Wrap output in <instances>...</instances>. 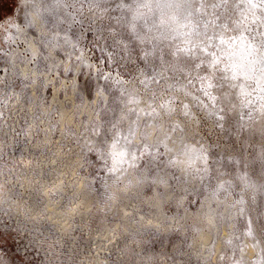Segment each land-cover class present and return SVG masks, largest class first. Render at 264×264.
Segmentation results:
<instances>
[{
	"label": "rangeland",
	"instance_id": "374dc122",
	"mask_svg": "<svg viewBox=\"0 0 264 264\" xmlns=\"http://www.w3.org/2000/svg\"><path fill=\"white\" fill-rule=\"evenodd\" d=\"M145 3L0 0V264H264V113Z\"/></svg>",
	"mask_w": 264,
	"mask_h": 264
},
{
	"label": "snow or ice",
	"instance_id": "6c2138e0",
	"mask_svg": "<svg viewBox=\"0 0 264 264\" xmlns=\"http://www.w3.org/2000/svg\"><path fill=\"white\" fill-rule=\"evenodd\" d=\"M150 3L173 10L166 18L164 15L158 18V30L167 29L173 39L182 38V46H177V52L194 56L197 52L204 53L207 63L197 57L195 66L220 71L230 87L238 91L233 104L235 110L238 111L240 106L251 110L258 105L264 113V31H260L258 40L252 36L256 26L264 29V0H150ZM141 5L149 6L145 0H141ZM229 8L235 13L232 31L236 34L209 35L208 29L216 26L221 11ZM205 14L211 15L212 20L199 23L196 17ZM176 33L180 36L174 35ZM201 83L206 84L202 89L204 95L218 103L219 98L209 91L214 88L212 80L205 77ZM120 139L117 132L113 143L107 146L111 159L109 168L113 173L117 164L127 162L129 155L135 159L134 154L118 150ZM191 159L199 161L203 156L193 155Z\"/></svg>",
	"mask_w": 264,
	"mask_h": 264
},
{
	"label": "bare ground",
	"instance_id": "6f19581e",
	"mask_svg": "<svg viewBox=\"0 0 264 264\" xmlns=\"http://www.w3.org/2000/svg\"><path fill=\"white\" fill-rule=\"evenodd\" d=\"M19 36V35H18ZM35 43V42H34ZM6 192H0V200H3L5 198Z\"/></svg>",
	"mask_w": 264,
	"mask_h": 264
}]
</instances>
